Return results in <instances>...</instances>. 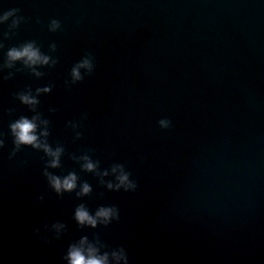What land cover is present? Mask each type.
I'll use <instances>...</instances> for the list:
<instances>
[{
    "label": "water",
    "instance_id": "95a60500",
    "mask_svg": "<svg viewBox=\"0 0 264 264\" xmlns=\"http://www.w3.org/2000/svg\"><path fill=\"white\" fill-rule=\"evenodd\" d=\"M11 7L32 19L6 48L35 39L47 52L55 41L59 62L39 80L22 72L0 81V264H65L69 241L92 232L123 245L130 264H264V0H0V10ZM50 18L62 32L47 31ZM86 51L95 72L69 91L64 80ZM50 82L40 97L50 143L77 154L93 148L102 167L126 161L137 180L135 192H110L81 173L93 185L82 198L90 209H120L107 228L77 227L72 212L82 201L48 187L42 152L23 148L8 159L7 125L30 115L13 93ZM84 112L73 142L65 124ZM162 117L171 129L159 128ZM62 165L79 171L67 155ZM56 220L68 233L45 244L33 230Z\"/></svg>",
    "mask_w": 264,
    "mask_h": 264
},
{
    "label": "clouds",
    "instance_id": "9594fccd",
    "mask_svg": "<svg viewBox=\"0 0 264 264\" xmlns=\"http://www.w3.org/2000/svg\"><path fill=\"white\" fill-rule=\"evenodd\" d=\"M21 13L19 7H11L0 10V81H7L15 77L17 73H27L30 77L39 80L46 75L42 69L49 70L55 68L59 62L56 55L57 44L55 41L49 43L47 52L42 50V45L35 39L24 40L6 48L5 42L12 39L17 34V29L22 23H27L32 17H26ZM76 24L81 23V19H76ZM36 23L41 21L37 17ZM47 31L51 33L62 32L63 26L59 19L50 18ZM96 56L86 51L79 60L74 62L64 80V86L71 90L73 85L82 82L85 77H90L96 69ZM7 70V71H5ZM53 83L33 88L26 85L13 93L15 100L26 106L29 114H20L17 118L9 121L8 135L11 137L12 148L8 153L11 160L21 152L23 148H31L37 152H42L43 161L42 175L47 181L48 187L59 198H63L65 193H74L75 198L81 200L72 212V219L77 227L84 229H97L98 227L107 228L113 222L120 220V209L116 204H100L95 209H90L83 202L84 197H89L93 193V185L87 180L82 179L81 173H91L98 185L110 192H135L138 188L137 180L129 170L127 162L113 160L107 167L101 166L100 159H94L95 149L85 148L77 152H67L65 145L56 141L50 143L52 121L47 118L40 110V97L52 92ZM11 115L15 109H6ZM49 113H56V107L49 106ZM88 113L84 112L80 118L68 120L65 124L66 129L73 133V142L82 138L84 134V121ZM162 130H169L173 127V122L169 117H162L157 121ZM5 147V133L0 131V149ZM67 157L78 165L76 168L65 171L62 165V158ZM140 159H143L141 156ZM27 163V161H22ZM59 169V174L52 171ZM104 193L99 192L97 196L103 197ZM44 196L37 197V203L43 201ZM43 232L39 227L33 231L35 235L45 244L52 240H60L68 233V225L61 220H56L49 225L44 224ZM65 264H130L129 253L123 245L112 246L105 242L99 232L80 235L78 239L70 240L62 256Z\"/></svg>",
    "mask_w": 264,
    "mask_h": 264
}]
</instances>
